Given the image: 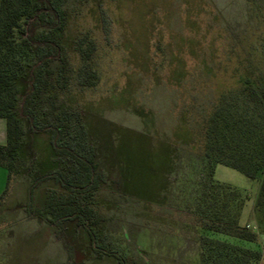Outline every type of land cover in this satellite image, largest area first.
Listing matches in <instances>:
<instances>
[{
  "label": "rangeland",
  "instance_id": "rangeland-1",
  "mask_svg": "<svg viewBox=\"0 0 264 264\" xmlns=\"http://www.w3.org/2000/svg\"><path fill=\"white\" fill-rule=\"evenodd\" d=\"M68 5L75 10L68 35L87 29L97 43L100 79L78 99L88 137L98 148L104 180L96 198L108 238L131 264H193L198 242L179 187L190 175L191 143L201 149L199 126L215 83L234 79V69L249 59L245 47L259 43L260 25L248 14V0H69ZM214 177L248 195L242 222L255 218L251 209L260 177L222 163ZM51 183L36 189L37 204ZM6 185L7 170L0 165V195ZM132 193L158 199L146 202ZM26 203L22 175L0 209V264H118L110 256L95 259L75 222L57 231L29 213Z\"/></svg>",
  "mask_w": 264,
  "mask_h": 264
},
{
  "label": "trees",
  "instance_id": "trees-1",
  "mask_svg": "<svg viewBox=\"0 0 264 264\" xmlns=\"http://www.w3.org/2000/svg\"><path fill=\"white\" fill-rule=\"evenodd\" d=\"M68 1L0 0V117L6 123L0 165L7 170L0 209L23 175L29 213L57 231L75 222L95 259L110 256L131 264L109 240L96 198L104 176L78 98L100 79L97 43L87 29L68 35L75 11ZM248 6L250 18L260 25L259 43L245 47L249 59L234 69V79L215 83L199 126L201 149L190 142V175L179 187L198 242L193 264H260L264 255L259 241L264 233V0H248ZM217 163L260 177L254 225L241 219L248 195L215 179ZM48 181L37 204L36 189ZM132 194L146 202L158 199V194Z\"/></svg>",
  "mask_w": 264,
  "mask_h": 264
},
{
  "label": "crops",
  "instance_id": "crops-1",
  "mask_svg": "<svg viewBox=\"0 0 264 264\" xmlns=\"http://www.w3.org/2000/svg\"><path fill=\"white\" fill-rule=\"evenodd\" d=\"M4 119L0 117V143H4V141L6 140V128H5V125H4ZM5 139V140H4ZM252 212H253V207H252ZM246 210L245 208L243 209V212H242V221L243 219H245V216H246ZM245 223H249L250 225H254L255 223V219H251L249 221H245ZM259 241L261 243V245L263 246V251H264V233H261L260 236H259ZM260 264H264V255H263V258L260 262Z\"/></svg>",
  "mask_w": 264,
  "mask_h": 264
}]
</instances>
